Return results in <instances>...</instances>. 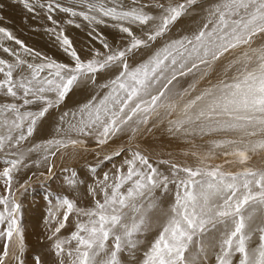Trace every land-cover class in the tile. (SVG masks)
<instances>
[{
	"label": "snow or ice",
	"instance_id": "snow-or-ice-1",
	"mask_svg": "<svg viewBox=\"0 0 264 264\" xmlns=\"http://www.w3.org/2000/svg\"><path fill=\"white\" fill-rule=\"evenodd\" d=\"M21 2L29 12L46 10L53 26L45 31L71 62H58L0 27V51L11 58L0 57V96L6 98L0 102V264H25L22 205L13 185L30 167L26 161L38 154L32 163L52 176L58 159L86 151L89 140L100 149L89 165L91 204L51 192L44 197L56 264H124L122 254L135 260L138 252V264H209L210 256L215 264H264V0ZM197 6L202 13L195 27L172 38L177 22ZM57 10L69 17L63 24L53 17ZM77 18L101 46L90 47L86 58L64 27L81 28ZM96 26L117 29L126 42L113 45ZM102 75L107 78L98 82ZM82 84L93 94L59 113L50 138L31 143ZM150 123H166L169 136L191 144L184 155L195 163L171 154L154 159L133 146L142 131L151 132ZM123 134L127 147L106 150ZM218 158L222 162L214 163ZM108 162L101 175L98 168ZM62 170L69 173V192H77L84 181L75 169ZM168 195L165 207L161 197ZM150 232L156 235L143 247ZM34 264H43L39 255Z\"/></svg>",
	"mask_w": 264,
	"mask_h": 264
},
{
	"label": "rangeland",
	"instance_id": "rangeland-1",
	"mask_svg": "<svg viewBox=\"0 0 264 264\" xmlns=\"http://www.w3.org/2000/svg\"><path fill=\"white\" fill-rule=\"evenodd\" d=\"M41 3L47 4L49 0H40ZM141 2H146V0H141ZM35 3V0H33ZM60 3L67 6L71 3V0H60ZM125 5L130 4V0H123ZM200 8L197 6V9ZM153 11L154 9H149ZM201 15L200 13L198 16ZM54 19L59 21L61 24L64 23L69 17L65 13H60L58 10L53 14ZM181 20V19H180ZM180 20L177 22L175 28L170 34L171 37L174 31L176 30ZM77 22L81 23V28H76L72 25H64L66 34H68L74 41V45L76 46L80 55L84 58L88 56V49L90 45L87 42L92 41L91 37L88 35L90 29L87 26L86 22L81 21L77 18ZM111 23V22H110ZM53 25L47 19V14L45 9L36 8L35 12H29L21 2V0H0V27H5L12 31L14 35H16L19 39L24 41L26 45L32 47L35 50H38L47 56L56 59L58 62L70 63V58L62 51L59 47L58 43L55 41L54 37L51 36L48 32L45 31L46 28H50ZM97 30L103 34V36L113 45L123 44L126 41L122 39V34L115 28L106 27V26H96ZM71 29H76L81 32L82 36H78L72 33ZM87 31H86V30ZM134 31L139 32V29L134 28ZM35 33H42L45 35V39L49 42L47 43L48 51H45L42 48V43L37 42L36 46L32 40V36ZM178 33V32H177ZM90 37V38H89ZM54 39V40H53ZM54 42H52V41ZM78 41L82 43H78ZM97 42L96 40H93ZM94 42V43H95ZM98 43V42H97ZM91 44V43H90ZM99 44V43H98ZM10 46L14 48H18V46L11 44ZM100 46V44H99ZM101 47V46H100ZM150 51V50H149ZM149 54L148 51L143 52L141 55L136 57V60L139 61L145 58ZM0 57L11 59L7 56V54L0 51ZM106 77L105 75H102ZM104 80H98V82H103ZM191 81V77L182 81L183 87H187V84ZM206 82H202L200 87H203ZM90 86V85H88ZM86 88V87H85ZM71 93L69 94V96ZM69 96L66 98L68 99ZM6 98L0 96V102H4ZM66 101V100H65ZM62 106V105H61ZM57 110H53L51 116L47 119V122L57 121L58 115ZM55 126V124H53ZM150 128H152L151 132L144 130L137 137L134 145H140L139 147L145 152V154L151 155L155 158H170L168 153L163 152L164 146L166 148H170V152L173 154H177L181 157H187V161L189 163H195L194 158L191 156H185L184 153L192 150V147H185V145H191L189 143L184 142L183 140L173 138L169 136L167 132V124H159L156 127H152V123L149 124ZM50 131V129L48 130ZM47 128L43 126L38 129V131L34 134V137L31 138V143H39L43 140L50 138L51 132H48ZM158 132V135H156ZM150 133V134H149ZM148 137L150 143H144L145 138ZM208 138H205L207 140ZM89 142L93 143V145L87 144V150H81L74 157H66L62 160L58 159L56 161V167L54 168V175L49 176L47 173V169L45 166L37 167L32 161L38 159V154H33L29 157V160L26 163L30 164V167L22 170L19 174H17V183H14L13 189L16 191V195L19 197V201L22 205V223L25 226V243H26V252H25V264H34V257L39 255L43 261V264H56V257L54 253L51 251L50 244L51 242L47 240V233L44 227V218L47 215L48 202L44 198L45 195L49 192L54 195H70L72 198H76L80 206H89L91 204V196L88 194V185L93 183V178L89 173V165H94L97 163V155L96 151H100V149L96 148V145L93 141L89 140ZM140 143V144H139ZM198 145L204 146L205 141H201L199 139L196 140ZM128 146V135L123 134L113 141L110 142L108 146H106V150L111 151L114 148L119 146ZM27 146V145H26ZM91 147V148H88ZM84 157L81 163H78L74 166H69V168H73L78 173L79 179L84 181L79 187L86 189L87 191L79 194L80 189L77 192L70 193L67 186L64 184L65 176L69 175V173L64 172L62 169L65 167L64 163L71 161L74 158ZM172 158L174 156L171 155ZM121 158H116L117 163ZM177 160V159H176ZM261 158L254 157L252 163L259 164ZM59 161V162H58ZM178 161V160H177ZM179 162V161H178ZM222 158H218L214 163H221ZM58 164V167H57ZM62 164H64L62 166ZM3 165H0L2 167ZM111 167V162H108L104 165H101L98 168V172L101 173L103 171H107ZM161 169L166 171L165 166L161 165ZM44 173V175H41ZM30 178V179H29ZM83 178H86L83 180ZM25 181H28L27 190L20 188V184H23ZM4 193V185L0 182V194ZM157 195L160 196V193L157 192ZM82 196V197H81ZM83 198V199H82ZM172 197L170 195L161 197V202L166 206L167 203L171 202ZM54 202V201H53ZM73 229L69 227L64 230L63 235H68ZM155 232H150L144 237L146 243L143 247L147 246V242L151 241ZM0 250H2V244H0ZM141 258V253H137V258L135 260L131 259L127 254H122V259L124 264H138V260ZM209 264H215L214 256H210Z\"/></svg>",
	"mask_w": 264,
	"mask_h": 264
},
{
	"label": "bare ground",
	"instance_id": "bare-ground-1",
	"mask_svg": "<svg viewBox=\"0 0 264 264\" xmlns=\"http://www.w3.org/2000/svg\"><path fill=\"white\" fill-rule=\"evenodd\" d=\"M156 10L154 9L153 12H155ZM201 14L202 13V9L201 8H198L196 7L195 11L193 12L192 15L190 16H185V17H182L176 30L174 31L175 33H173L172 35V38H175L181 34H183L184 32H187V31H190L192 28L195 27L196 23L199 21L200 19V15L198 16V14ZM72 30V33L78 35V36H82L81 35V32H84L86 33L85 31L81 30V31H78V30H74V29H71ZM86 30V29H85ZM87 31V30H86ZM178 32V33H177ZM87 34V33H86ZM45 35L42 34V33H35L33 36H32V40L36 46V43L39 41L42 43V48L45 50V51H48L46 50L45 48H47V43L49 42L47 39H45ZM90 38V37H89ZM91 39V38H90ZM54 40V39H53ZM52 41V40H51ZM54 42V41H52ZM95 41H90V42H87L90 47L92 46H95V47H100L99 44ZM78 43H82L80 41H78ZM91 43V44H90ZM106 76V75H105ZM105 80L106 77H103L101 76L99 78V80ZM86 87V88H85ZM183 87V86H182ZM93 89L91 86H88V84H82L80 87L76 88L73 90V92L71 93V95L69 96L68 99H66V101L64 102V104H62V106L60 107L59 110H57L56 112L57 115L59 116V113L60 112H63V111H66V110H69V109H73L75 108L76 106L86 102V100L93 94ZM55 124V121H51V122H45L43 124V127L44 128H47V131L50 129V131L48 132H51L50 135H53L54 133V125ZM150 134V133H149ZM156 135H158V132H156ZM144 143H150V140L148 139V137L145 138V141ZM89 145H93V143L91 142H88ZM140 144V143H139ZM141 145V144H140ZM139 145V146H140ZM185 147H192L191 145H185ZM88 148H91V147H88ZM99 152V151H96V153ZM163 152L165 153H168V154H171L172 156H174L175 159H177L179 162H183V161H187V157H181L177 154H173L170 152V148H166V146H164V150ZM85 157V156H84ZM84 157H78V158H74L72 159L71 161L69 162H66L64 164H62V166L64 165L65 167H69V166H74L78 163H81L82 162V159H84ZM59 162V161H58ZM188 162V161H187ZM57 167H58V164H57ZM86 178H83V180H85ZM80 192H78L79 194L87 191L86 189L84 188H80ZM82 197V196H81ZM83 199V198H82ZM169 203L166 204V206L168 205ZM165 206V207H166Z\"/></svg>",
	"mask_w": 264,
	"mask_h": 264
}]
</instances>
